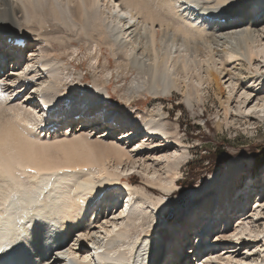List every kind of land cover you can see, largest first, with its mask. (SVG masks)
<instances>
[{"label": "bare ground", "instance_id": "obj_1", "mask_svg": "<svg viewBox=\"0 0 264 264\" xmlns=\"http://www.w3.org/2000/svg\"><path fill=\"white\" fill-rule=\"evenodd\" d=\"M74 43L134 72L127 105L68 79ZM263 73L264 0H0V264H264V182L249 200L230 158L167 219L189 152L162 103L131 106L176 91L192 107L212 84L218 127L262 120Z\"/></svg>", "mask_w": 264, "mask_h": 264}, {"label": "rangeland", "instance_id": "obj_2", "mask_svg": "<svg viewBox=\"0 0 264 264\" xmlns=\"http://www.w3.org/2000/svg\"><path fill=\"white\" fill-rule=\"evenodd\" d=\"M74 44L79 48L76 53L71 57L63 58L68 79L76 83L77 81L89 84L97 83L98 88L106 86L110 94L111 104L127 105L123 100L124 92L129 88L134 72L130 71V73L121 69L117 71L114 58L110 56L105 48L99 54L98 66L94 69L90 64L94 61L91 60L90 56L93 53L85 49L83 44ZM53 45L56 49L58 48L57 52L61 55L63 50L60 49L62 47L58 45L59 48L56 44ZM107 60H109V63H107ZM107 64L111 75L106 79L101 74H106V70L103 68ZM4 70H10L7 63ZM239 73L240 77L245 80L251 75L243 67L240 68ZM254 83L258 84L259 79ZM65 84V81H63L60 88L69 97L72 94V85H70L71 83ZM224 93L225 91L218 94L216 87L212 84L209 86L202 84L199 87V100L196 103L193 102L192 107H188L183 94L176 91H173L170 95L156 98L147 95H145L146 97L134 95L131 99V106L136 110L143 111L154 109L159 102L162 103L160 106L163 107L169 121L176 126L178 137L184 142L189 152L186 162L177 175L178 179L174 181L176 186L172 190V196L170 195L169 204L171 205L165 210L164 216L172 208L173 218L176 211L184 207L190 198L188 191L204 183L210 173H223L226 169V162L230 158H236L242 164L243 171L235 181L237 191H243V188L240 187L247 179H251L247 180L248 183H255V185L249 186V200L253 199V193H257L258 188L264 182V157L256 155L264 148V119H251L249 121L234 118L229 124L222 123L218 127L217 123L223 121L220 99L224 96ZM68 99L66 97L61 99L59 104L61 108L68 107ZM65 126L67 124L63 128ZM101 130L102 128L99 131ZM132 176L134 180H141L140 175L137 173ZM238 180L240 183H238ZM261 211L263 215L264 209ZM242 214L244 213L239 212L236 215L234 214L233 217L235 219Z\"/></svg>", "mask_w": 264, "mask_h": 264}, {"label": "water", "instance_id": "obj_3", "mask_svg": "<svg viewBox=\"0 0 264 264\" xmlns=\"http://www.w3.org/2000/svg\"><path fill=\"white\" fill-rule=\"evenodd\" d=\"M167 219H171L172 218V208L169 209L167 215L165 216Z\"/></svg>", "mask_w": 264, "mask_h": 264}, {"label": "trees", "instance_id": "obj_4", "mask_svg": "<svg viewBox=\"0 0 264 264\" xmlns=\"http://www.w3.org/2000/svg\"><path fill=\"white\" fill-rule=\"evenodd\" d=\"M221 154V152H219ZM256 155H261L264 157V148L261 149Z\"/></svg>", "mask_w": 264, "mask_h": 264}, {"label": "snow or ice", "instance_id": "obj_5", "mask_svg": "<svg viewBox=\"0 0 264 264\" xmlns=\"http://www.w3.org/2000/svg\"><path fill=\"white\" fill-rule=\"evenodd\" d=\"M58 255H61V256H62L63 253H59ZM87 259H88L87 257H84L85 264H86V262H87Z\"/></svg>", "mask_w": 264, "mask_h": 264}]
</instances>
